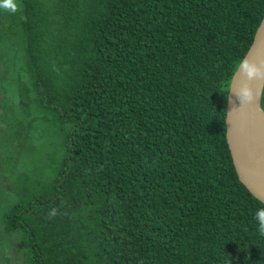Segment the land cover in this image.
<instances>
[{
    "label": "trees",
    "instance_id": "16d2710c",
    "mask_svg": "<svg viewBox=\"0 0 264 264\" xmlns=\"http://www.w3.org/2000/svg\"><path fill=\"white\" fill-rule=\"evenodd\" d=\"M17 3L0 33L24 59L25 148L1 234L23 263L264 264L226 137L264 0Z\"/></svg>",
    "mask_w": 264,
    "mask_h": 264
},
{
    "label": "flooded vegetation",
    "instance_id": "af4514ba",
    "mask_svg": "<svg viewBox=\"0 0 264 264\" xmlns=\"http://www.w3.org/2000/svg\"><path fill=\"white\" fill-rule=\"evenodd\" d=\"M4 36L0 33V232L2 213L9 206V175L14 173L17 159L19 172L23 167L26 117L24 59L21 54L16 58V49H10Z\"/></svg>",
    "mask_w": 264,
    "mask_h": 264
},
{
    "label": "water",
    "instance_id": "95a60500",
    "mask_svg": "<svg viewBox=\"0 0 264 264\" xmlns=\"http://www.w3.org/2000/svg\"><path fill=\"white\" fill-rule=\"evenodd\" d=\"M244 59L255 63L264 62V18ZM243 82L244 78L235 72L228 94L231 100L227 102L226 137L239 180L255 198L264 203V175L258 172L254 158L247 151V147L254 141H264V110L261 98L258 116L247 115L245 108L240 107L235 91ZM228 112H231L230 118Z\"/></svg>",
    "mask_w": 264,
    "mask_h": 264
},
{
    "label": "clouds",
    "instance_id": "9594fccd",
    "mask_svg": "<svg viewBox=\"0 0 264 264\" xmlns=\"http://www.w3.org/2000/svg\"><path fill=\"white\" fill-rule=\"evenodd\" d=\"M0 8L13 14L19 10L17 0H0ZM236 75H241L244 78L242 85L235 91V96L241 108L255 104L258 99L264 96V92L252 87L253 82L264 81V62L255 63L243 59L237 64ZM228 99L231 100V95L228 96ZM228 114L230 118L231 112H228ZM54 214L53 212L52 215ZM255 219L259 222V234L264 236V209L257 210Z\"/></svg>",
    "mask_w": 264,
    "mask_h": 264
},
{
    "label": "bare ground",
    "instance_id": "6f19581e",
    "mask_svg": "<svg viewBox=\"0 0 264 264\" xmlns=\"http://www.w3.org/2000/svg\"><path fill=\"white\" fill-rule=\"evenodd\" d=\"M264 81H255L253 82V88L259 89L261 91V87ZM258 104L259 99L255 104L249 105L245 108V112L250 116H258ZM247 151L254 158V162L257 165L258 172L264 175V141H254L247 147Z\"/></svg>",
    "mask_w": 264,
    "mask_h": 264
},
{
    "label": "rangeland",
    "instance_id": "374dc122",
    "mask_svg": "<svg viewBox=\"0 0 264 264\" xmlns=\"http://www.w3.org/2000/svg\"><path fill=\"white\" fill-rule=\"evenodd\" d=\"M264 85L261 87L263 91ZM0 264H24L16 245L5 239L0 232Z\"/></svg>",
    "mask_w": 264,
    "mask_h": 264
}]
</instances>
